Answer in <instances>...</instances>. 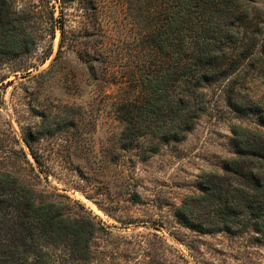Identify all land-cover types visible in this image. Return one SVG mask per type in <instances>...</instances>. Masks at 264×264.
<instances>
[{
	"label": "trees",
	"instance_id": "1",
	"mask_svg": "<svg viewBox=\"0 0 264 264\" xmlns=\"http://www.w3.org/2000/svg\"><path fill=\"white\" fill-rule=\"evenodd\" d=\"M42 1L41 10L21 15L0 0V60L33 52L40 30L53 40L59 30L49 70L76 55L94 92L113 96L123 147L144 142L147 158L186 138L211 108L213 85L234 112L264 127V103L243 94L249 76L264 71V6L256 0ZM72 7L77 27L68 24ZM231 145L233 154L220 170L202 174L199 192L188 195L176 215L203 233L262 240L264 129L235 124ZM93 230L90 217L65 215L62 205L0 171V264H51L54 245L88 259Z\"/></svg>",
	"mask_w": 264,
	"mask_h": 264
},
{
	"label": "rangeland",
	"instance_id": "2",
	"mask_svg": "<svg viewBox=\"0 0 264 264\" xmlns=\"http://www.w3.org/2000/svg\"><path fill=\"white\" fill-rule=\"evenodd\" d=\"M9 1L21 15L44 5ZM67 13L69 26L77 27V11ZM59 40V30L54 40L40 30L33 52L0 60V171L62 205L65 215L93 220L90 257L77 259L67 246L54 245L51 264H264V239L203 233L176 215L185 198L199 192L202 174L220 170L233 154L235 124L264 129L256 118L234 112L210 86L211 108L187 137L143 158L144 142L122 146L124 124L113 96L94 92L74 53L49 70ZM243 94L264 103V71L249 76Z\"/></svg>",
	"mask_w": 264,
	"mask_h": 264
}]
</instances>
